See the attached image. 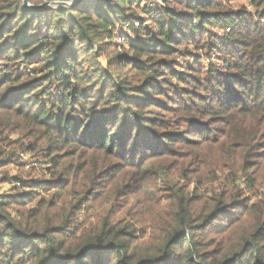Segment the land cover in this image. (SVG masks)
<instances>
[{"label": "trees", "instance_id": "trees-1", "mask_svg": "<svg viewBox=\"0 0 264 264\" xmlns=\"http://www.w3.org/2000/svg\"><path fill=\"white\" fill-rule=\"evenodd\" d=\"M165 1L0 0V264H264V0Z\"/></svg>", "mask_w": 264, "mask_h": 264}, {"label": "rangeland", "instance_id": "rangeland-1", "mask_svg": "<svg viewBox=\"0 0 264 264\" xmlns=\"http://www.w3.org/2000/svg\"><path fill=\"white\" fill-rule=\"evenodd\" d=\"M153 1L154 0H152V1L142 0V6L144 7L145 4H150ZM167 1L170 2V4H171V2H174V0H167ZM155 4H159V6H162L164 4L167 5L165 0H156ZM231 5L233 6L234 9H238L241 6H249V1L248 0H233ZM154 20H156L155 16H148L147 17V21H148L147 24H149V26H150L154 22ZM212 40L214 42L215 38L211 39L210 37H208L207 40L203 41V42L212 41ZM187 48L192 50L199 57L204 56L202 62L205 65H208V58H207V56L205 57V54H206L205 50L204 51H201V50L197 51V50H195L196 48L193 45L188 46ZM102 59H103L104 67L107 68V63L105 61L106 59L103 58V57H102ZM213 60L216 61L217 57L213 56ZM186 62L188 64H191V65H194V64L197 63V61H194L193 59L191 61H185L184 59L180 60V63H183L185 65H187ZM34 157H35V155H33V154L19 153V156L17 157L18 161H17V163L15 165H13L9 169V171H10L9 173L11 175H19V174H21V176H23V177H26L29 173H34L35 174L34 179H36V178L37 179L44 178L45 171H43L41 165H39L38 163H37V165L35 163H33V162H36ZM0 192L2 194H5V195H10V194L13 193V187H12V185H0Z\"/></svg>", "mask_w": 264, "mask_h": 264}, {"label": "water", "instance_id": "water-1", "mask_svg": "<svg viewBox=\"0 0 264 264\" xmlns=\"http://www.w3.org/2000/svg\"><path fill=\"white\" fill-rule=\"evenodd\" d=\"M85 0H73L71 2H54V3H45L39 7H32L29 3V0H24V7L31 10H43L49 7H61V8H75L76 6L83 3Z\"/></svg>", "mask_w": 264, "mask_h": 264}, {"label": "built area", "instance_id": "built-area-1", "mask_svg": "<svg viewBox=\"0 0 264 264\" xmlns=\"http://www.w3.org/2000/svg\"><path fill=\"white\" fill-rule=\"evenodd\" d=\"M155 1L156 0H154L153 2H151L150 4H148V8L149 9H158L160 6H159V4H155ZM153 16H155V18H159V11H156V13L153 15ZM140 21H137L136 23H135V25H134V28H139L140 27ZM128 30H129V25H128ZM134 29L133 28H131L130 29V34L129 35H131L132 36V34H131V32L133 31ZM132 41H131V38L130 37H128V35H122V36H120L119 37V39H118V45H119V52L120 53H122L123 52V50H124V47H127L130 43H131Z\"/></svg>", "mask_w": 264, "mask_h": 264}]
</instances>
